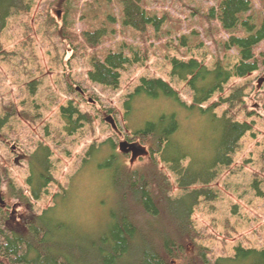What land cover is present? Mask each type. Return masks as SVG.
Returning a JSON list of instances; mask_svg holds the SVG:
<instances>
[{"label": "trees", "instance_id": "trees-1", "mask_svg": "<svg viewBox=\"0 0 264 264\" xmlns=\"http://www.w3.org/2000/svg\"><path fill=\"white\" fill-rule=\"evenodd\" d=\"M72 1L76 0H51L49 7L55 5V12H63L59 32L76 49L81 44H74ZM115 1L120 10L121 26L138 33L148 28L153 32L161 29L164 17L147 11L144 0ZM258 4L256 0H215L209 15L216 19L225 36L212 41L216 50L222 53L215 57L212 67L196 58L168 59L170 76L188 86L190 104L161 78L142 77L125 97L124 118L132 128V134L126 135V140L138 142L148 150L141 167L132 168L131 163L125 161L126 153L117 148L115 137L90 145L81 169L91 160L104 157L106 160L100 166L111 178V207L101 230L73 219L67 205L69 189L55 194L52 206L39 213L28 212L30 201L42 198L47 187L55 182L49 146L38 143L26 157L27 195L14 185L7 170L0 168V184L5 183L6 195L13 200L12 204L4 199L0 202V264H264V248L244 247L240 243L234 247L232 255L208 257L210 250L195 241L201 234L193 228L191 221L201 200L211 202L216 199V191L208 185L221 169L232 164V155L239 149L242 136L251 129L249 123L238 121L226 112L216 114L221 103H229L232 107L243 102L242 88H236L219 102L202 105L221 91L232 76L244 77L264 68V0H258ZM30 8L29 0H0V36L11 16L26 14ZM47 12L48 22H55L49 8ZM94 20L91 29L82 34L84 41L92 46L101 43L109 34L107 22L112 27L116 23L114 15L107 12L101 20L97 13ZM114 30L111 28L109 32ZM185 39L186 36L181 35V44ZM140 50L139 46L121 42L116 50L107 49L90 55L87 79L93 84L117 89L120 72L125 66L140 62L146 55L143 50L139 55ZM232 52L238 61L230 68L227 58ZM36 84L37 81L28 84L32 93ZM67 90L82 100L96 102L70 83ZM8 108L0 116V130L16 115L12 103ZM146 108V115L142 114L145 118L138 119L136 116L142 113L139 111ZM59 109L67 136L92 122V116L82 112L72 100ZM97 110L100 115L115 112L107 104H101ZM192 119L202 126L204 134L200 140L203 146L197 147L187 140ZM156 155L174 177L182 191L180 195L171 194V182L159 168ZM251 186L257 196L264 198L256 178ZM0 196L2 198L1 192ZM18 205L24 212L15 218L16 208L12 206Z\"/></svg>", "mask_w": 264, "mask_h": 264}, {"label": "rangeland", "instance_id": "rangeland-1", "mask_svg": "<svg viewBox=\"0 0 264 264\" xmlns=\"http://www.w3.org/2000/svg\"><path fill=\"white\" fill-rule=\"evenodd\" d=\"M49 1L29 0L30 11L11 16L0 36V116L7 112L8 104L12 103L16 109V115L0 130V168L7 170L14 185L27 195L26 157L38 143L49 146L55 182L47 187L42 198L30 201L28 212L39 213L52 206L53 196L69 189L67 205L73 219L98 231L105 227L111 207V178L100 166L106 160L104 157L91 160L81 169L90 145L115 137L118 148V143L132 134V128L124 118L123 102L142 77L167 81L179 97L190 104L188 86L170 76L168 59L196 58L212 67L215 57L222 55L212 41L225 35L216 19L209 15L215 0H144L146 10L163 16L164 21L158 31L148 28L140 33L120 25V10L115 0H76L71 2L76 32L74 44L81 45L75 49L59 32L63 12H55V5L49 7ZM48 8L55 22H48ZM105 12L113 14L116 23L112 27L107 22L109 34L101 43L92 46L84 41L82 34L91 29L90 24H95L97 13L101 20ZM111 28L115 30L109 32ZM181 35L186 36L183 44ZM121 42L139 46V55L142 50L146 54L143 60L125 66L120 72L117 89L91 83L87 79L90 55L107 49L116 50ZM227 61L231 68L238 61L236 54H229ZM31 81H37L33 93L28 86ZM68 83L85 91L95 104L68 92ZM238 87L242 88L243 102L232 107L229 103H221L216 114L226 112L238 121L249 123L251 129L242 136L239 149L232 155V164L221 169L208 185L216 191V199L211 202L201 200L191 216L193 228L201 234L196 243L209 249L208 257L213 258L232 255L239 243L244 247L264 248V198L257 196L251 186L256 178L264 191V68L244 77L232 76L223 89L202 106L219 102ZM70 100L82 112L92 116V122L67 136L59 107ZM101 104L112 106L115 112L100 115L97 109ZM147 110H140L142 113L136 117L144 119ZM106 116H110L117 127L113 128ZM189 128L187 140L197 147L203 146L200 138L204 132L200 122L192 119ZM146 151L131 162L130 154L124 159L136 169L143 165L142 159L148 156ZM156 161L171 182V194L180 195L182 191L174 177L157 155ZM0 192L1 200L13 203L6 195L4 182L0 184ZM12 207L16 208L15 218L24 212L22 206Z\"/></svg>", "mask_w": 264, "mask_h": 264}, {"label": "water", "instance_id": "water-1", "mask_svg": "<svg viewBox=\"0 0 264 264\" xmlns=\"http://www.w3.org/2000/svg\"><path fill=\"white\" fill-rule=\"evenodd\" d=\"M105 119L111 123V126L113 128L116 127L114 120L110 116L106 117ZM118 149L122 153H130V162L133 159H136L138 156L146 153V149L144 146H142L137 142H129L127 140L120 141L118 143ZM0 202H1V198H0Z\"/></svg>", "mask_w": 264, "mask_h": 264}, {"label": "flooded vegetation", "instance_id": "flooded-vegetation-1", "mask_svg": "<svg viewBox=\"0 0 264 264\" xmlns=\"http://www.w3.org/2000/svg\"><path fill=\"white\" fill-rule=\"evenodd\" d=\"M127 154H130V153H127Z\"/></svg>", "mask_w": 264, "mask_h": 264}, {"label": "bare ground", "instance_id": "bare-ground-1", "mask_svg": "<svg viewBox=\"0 0 264 264\" xmlns=\"http://www.w3.org/2000/svg\"><path fill=\"white\" fill-rule=\"evenodd\" d=\"M107 117V116H106Z\"/></svg>", "mask_w": 264, "mask_h": 264}]
</instances>
